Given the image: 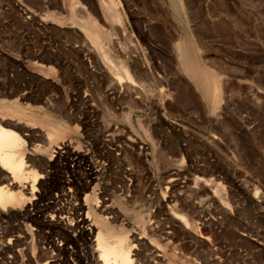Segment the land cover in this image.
<instances>
[{
  "label": "rangeland",
  "instance_id": "374dc122",
  "mask_svg": "<svg viewBox=\"0 0 264 264\" xmlns=\"http://www.w3.org/2000/svg\"><path fill=\"white\" fill-rule=\"evenodd\" d=\"M74 1L135 84L70 0H0V125L38 178L0 209V264H100L96 227L130 264H264V0ZM68 189L85 209L52 219Z\"/></svg>",
  "mask_w": 264,
  "mask_h": 264
},
{
  "label": "bare ground",
  "instance_id": "6f19581e",
  "mask_svg": "<svg viewBox=\"0 0 264 264\" xmlns=\"http://www.w3.org/2000/svg\"><path fill=\"white\" fill-rule=\"evenodd\" d=\"M109 3V7L114 6V2L112 0H109ZM77 4L78 3H76L74 0H70L69 8L70 12H72L70 17L71 24L77 25L85 33L90 43L96 49L99 57L107 66L108 70L112 73L114 80L120 85V87H126V83L127 85L129 84V86L135 84V78H133L134 76L132 75L128 65L121 59H118L116 56H114V54H112L108 49V46L105 45L104 40L108 36L102 35V31L97 25L96 20L93 19L89 13L84 12V15H79L75 12ZM190 68L192 69L191 73H195V68ZM197 70L200 71L199 69ZM202 74V79L203 82H205L206 87L212 91L215 90L217 88L215 76L204 71ZM123 82L125 85H122ZM57 130L58 125L52 124L48 130V135H56ZM21 143L22 139L16 132L10 129H5L0 125V209L3 210L12 203H23L26 205L33 203L32 197L34 195V185L38 178L36 172L33 170L24 173V159L18 153V147ZM27 178H30L32 182L28 184L26 181V184H24L22 187L23 191L21 194V191H17L15 188L18 186V182L26 180ZM10 180L12 181L9 182ZM59 195L75 200L74 202H68L67 206L64 208L58 207L55 209L51 215L52 219L55 218V220L65 221L69 217V211L74 210L75 212H80L85 209V204L77 200L76 192L74 190L68 189ZM181 218L187 224V220L183 216H181ZM84 221L85 220L83 218H80L78 222L82 224ZM96 221L98 224L99 222L102 223V228L106 226L99 216H96ZM96 229L97 237L95 241L97 248L95 250L98 252L97 260L99 263L130 264L132 260L130 256V249L128 246H126L125 238L122 236V234H113L114 232L111 233L108 231L105 235V233L103 234V232L98 230L97 227ZM93 231V229H89V233H92Z\"/></svg>",
  "mask_w": 264,
  "mask_h": 264
}]
</instances>
